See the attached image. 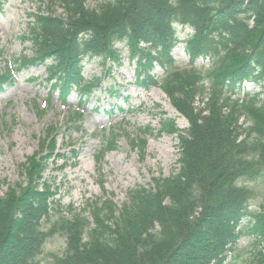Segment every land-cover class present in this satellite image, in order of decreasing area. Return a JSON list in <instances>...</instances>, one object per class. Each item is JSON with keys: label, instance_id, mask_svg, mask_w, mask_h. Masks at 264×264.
<instances>
[{"label": "trees", "instance_id": "1", "mask_svg": "<svg viewBox=\"0 0 264 264\" xmlns=\"http://www.w3.org/2000/svg\"><path fill=\"white\" fill-rule=\"evenodd\" d=\"M36 1L23 35L33 54L17 59L14 71L42 65L54 79L50 96L57 91L66 103L75 93L85 103L102 80L87 78L86 64L100 60L105 76L107 61L120 66L126 47L133 83L159 85L188 127L162 122L161 131L178 137L174 174L131 189L120 208L97 198L91 220L65 213L55 176L45 178L32 160L26 184L0 197V264H45L55 233L65 247L46 264H226L243 237L259 248L251 264H264V205L250 208L257 192L249 185L264 179V0ZM178 25L191 29L183 39ZM182 43L191 65L211 61L205 72L178 68L171 52ZM9 77L0 73V92ZM245 83L260 89L250 94ZM207 89L205 106H195ZM105 93L119 96L110 87ZM240 118L250 122L245 135Z\"/></svg>", "mask_w": 264, "mask_h": 264}, {"label": "rangeland", "instance_id": "2", "mask_svg": "<svg viewBox=\"0 0 264 264\" xmlns=\"http://www.w3.org/2000/svg\"><path fill=\"white\" fill-rule=\"evenodd\" d=\"M42 1L48 4V0ZM38 5L36 0H6L0 11V73L11 76L2 83L0 92V197L11 186L23 187L29 179V164L40 161L43 176H55L57 197L65 213L80 212L91 220L88 206L97 198H109L120 208L131 189L152 185L154 178L177 171V134L161 131V126L163 121L171 120L184 129L188 121L171 105L159 85L144 90L133 83L136 64L128 58L126 47L120 66L107 61L109 74L105 76L100 60L86 64V77L99 76L102 80L85 105L75 93L66 103L60 101L57 91L50 96L54 79L48 80L42 65L14 71L17 59L33 54L23 35L28 28V14ZM177 29L181 39L191 32L180 25ZM123 46L115 42L116 48ZM171 54L180 69L205 72L211 65L208 58L191 65L184 43ZM153 74L161 80L163 71L157 66ZM109 87L119 96L106 94ZM244 87L250 94L260 89L251 83ZM210 93L207 89L203 97H196L194 105L205 106ZM111 108L112 116H108L105 110ZM239 122L245 135L250 122L244 118ZM103 146L106 151L97 160L96 153ZM249 185L257 192L250 208L259 210L264 205V179ZM64 247L65 238L55 233L44 245L43 262L46 264L50 253H60ZM256 248L248 237H243L238 244L240 254L231 255L226 264H251Z\"/></svg>", "mask_w": 264, "mask_h": 264}]
</instances>
